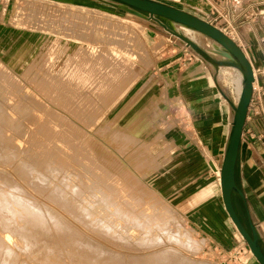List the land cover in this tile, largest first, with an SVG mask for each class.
Listing matches in <instances>:
<instances>
[{"label":"rangeland","instance_id":"rangeland-1","mask_svg":"<svg viewBox=\"0 0 264 264\" xmlns=\"http://www.w3.org/2000/svg\"><path fill=\"white\" fill-rule=\"evenodd\" d=\"M27 1L0 0V40H6V38L11 36V39L8 38L10 41L0 50V86H2L0 87V196H2V199L1 197L0 199L4 204L3 207H0V216H2L0 217V254L4 253L2 254L4 259L0 255V264H2V259L5 261V254L9 256L7 259L9 258L11 261V257H16L17 259H13L16 264L18 262L19 264L24 262L26 264H126L128 262H130L129 264H135V262H139L138 264H140L143 261L141 258L156 252L158 254L154 258L159 261L156 262L155 260V264H159L160 260L163 259L160 264H186V262L197 264H249V261H253L246 245L238 248V250L242 251V254L238 256L237 261L230 263L229 260H226L204 237L194 231L189 224L188 215L182 212V208L163 197L154 184L159 180L158 173L155 174V172L159 170L163 163H166L174 151L171 147V142L169 140L166 141L165 125L160 121L161 116L155 109L154 99L145 97L139 99V93H136V89L142 81L153 74L160 56L159 52L166 48L161 42L159 33L163 32L169 35L177 45H182L188 50L189 48L180 39L171 36L145 18L134 16L123 9H115L99 4L96 0H89L88 5L82 6H71L47 0L48 2L62 5L63 9L60 6L56 7L54 4L53 6L48 2L45 3L46 0H40V2L39 0ZM16 2H20L21 7L27 5V9H25L27 12L24 9V12L15 9ZM40 7L52 8L53 12L49 10L47 14L41 13L39 12ZM30 8L31 10H28ZM75 8L89 11H78ZM70 9L75 14H79L81 16L80 19L83 18V20L77 19L76 21V18L72 20L68 15H65L68 17L64 18L62 13H67L69 12L67 10ZM262 10L264 12V7L261 8ZM54 11L56 12L55 15L52 14ZM86 18L89 20L88 24ZM93 20H99L97 22L102 20L110 21L113 24L117 22L115 25L119 23V26L133 29L132 31L138 30L137 33H139L138 42L140 41V43L137 45L136 50L139 48V51H137L141 54V59L137 58L139 60H135L138 62L131 61L130 64L128 63V67L132 68L129 77L126 80L121 79L118 81L123 82L125 80L123 86L116 81L118 87H120L119 84L121 85L119 88L120 92H118L117 86L114 90V85H117V83H113V88L109 90L112 95L108 93L107 79L103 76H98L104 70L100 68L94 69L95 72L93 70L89 72V67H84L87 55L86 49H88V46L101 45L102 43H100L99 39L94 40L93 38L97 33L100 37L102 32L105 31V26H95L90 23ZM85 28L86 30L90 29L86 32ZM175 28L187 39L198 43L201 50L207 51L213 57V46L210 43L199 42L197 39L201 36L178 26H175ZM91 31L92 35H88L87 33ZM77 36L79 37L77 38ZM140 45L143 48H140ZM142 49L146 52H142ZM56 58L60 60V63L62 62V65L59 63V68H57L59 64L55 65ZM142 58L147 59V63ZM144 62L145 65H143ZM229 67L236 75L232 76V85L235 97L238 100L241 76L233 66ZM76 71H80L78 73L82 76ZM72 73L77 76L73 75L71 77ZM88 73L91 74V76L89 75L91 78L93 77L92 84L91 78L89 76L86 77ZM45 74H49L50 77L48 75L45 76ZM92 74H97V78L101 82ZM224 74L228 75V72L225 71ZM53 76L54 79L57 78L55 80L59 83H56L54 79L50 80ZM70 78L73 79L71 80ZM83 78L87 80L86 83ZM100 78H104V80ZM224 78L227 77L225 76ZM62 80L66 82L64 83ZM45 81L47 82L45 83ZM100 83L103 84L100 85ZM53 84L57 90L52 88ZM61 84L63 85L60 86ZM93 86L94 88H92ZM64 87L65 90L67 89L66 91H63ZM103 88H106V91ZM61 89V92L64 93L59 92ZM102 89L105 93L101 91ZM72 90L73 94L71 93ZM115 91L119 93L116 96L112 93H115ZM54 93L55 95L57 94L56 98ZM105 94H109V97L114 98L110 97L109 99ZM103 98L108 99L110 103ZM136 99L139 101L136 102ZM97 176L98 178L96 179ZM91 178L94 182L93 180L91 181ZM91 185L93 188H91ZM133 194H136L135 196H140L141 194V198L135 197L136 199H134ZM127 195H130L129 198ZM130 197L133 198V201H131ZM143 198L146 199L143 200ZM141 199L147 206L142 203ZM112 201L116 202L113 203ZM149 201L152 204L155 202L153 207ZM125 202L129 205L125 204ZM122 203H124V206ZM114 204L117 206H114ZM119 204L122 205L118 207ZM156 204L157 206H155ZM125 205L128 206L127 209L129 207L131 209L127 210ZM5 206H8V208L6 209ZM122 206L126 209L124 212L127 211L124 214L125 216H123V213L118 212ZM133 206L136 207H134L135 210L132 208ZM137 206L140 208L146 206L147 209L145 208V210L148 211L144 213L143 211L145 210ZM115 207H118V211L114 209ZM92 208L93 210H91ZM151 210V214L155 216H149L151 214L148 213ZM4 211L5 214L2 213ZM130 211L134 213L131 214ZM33 213H35V217L38 216L37 218L41 221L40 225L43 228L41 227L40 229L32 220L34 219L32 218L34 217ZM135 214L141 217L138 218ZM158 215L161 219H164H157ZM132 217H136V219L132 220ZM147 217L153 219H148ZM3 218L7 220H3ZM139 220H142L143 224ZM17 221L20 223V225H17V227L19 226V233L24 230L26 232L30 231L29 235L31 236L33 233H37L38 230L39 232H44H40V235L35 233L39 238L34 234L30 238L31 241L28 239L26 242H21L20 237L18 238L19 233L16 234L14 231L18 232ZM6 223L8 224L6 225ZM14 224L15 226H13ZM38 227L39 229L37 230ZM100 228L101 230H99ZM9 231H11V234H9ZM83 251L85 254H83ZM94 252H96V256L102 255L101 259L96 256L93 257L95 255L93 254ZM88 254L89 259L87 258ZM107 255L112 258L107 257ZM79 257L82 259H79ZM94 258L99 259H97L98 263L96 259L93 260L95 262H92ZM116 258L118 260L121 258L120 261L123 263L116 260ZM10 260H6L5 264H12L13 261L11 262ZM105 260H108L107 262L110 261V263Z\"/></svg>","mask_w":264,"mask_h":264},{"label":"crops","instance_id":"crops-1","mask_svg":"<svg viewBox=\"0 0 264 264\" xmlns=\"http://www.w3.org/2000/svg\"><path fill=\"white\" fill-rule=\"evenodd\" d=\"M48 1L71 6L89 2ZM149 1L182 10L220 30L228 23L232 30L228 37L252 67L255 81L251 100L255 104L247 113L235 168V184L242 198L236 196L233 202L241 211L247 231L251 226L255 228L264 253V0ZM230 6L241 12L235 15ZM159 37L166 48L159 52L153 74L136 89L139 99H154L165 125L166 141L171 142L174 151L155 172L159 180L154 184L163 197L188 215L194 231L219 254L228 256L245 245L224 211L219 187L232 106L237 103L232 85V76L236 75L203 49L199 53L188 50L163 32ZM249 264L258 263L253 259Z\"/></svg>","mask_w":264,"mask_h":264},{"label":"water","instance_id":"water-1","mask_svg":"<svg viewBox=\"0 0 264 264\" xmlns=\"http://www.w3.org/2000/svg\"><path fill=\"white\" fill-rule=\"evenodd\" d=\"M102 5L143 17L162 28L171 36L180 39L190 50L199 53L201 48L197 43L181 35L175 26L190 30L203 37L211 46L212 53L222 62L219 64L233 66L241 76V90L236 105L232 106V120L230 131L219 171V187L224 211L248 248L253 259L258 264H264V253L259 246V237L254 227L249 232L243 223V217L233 199L242 198L241 192L235 184V168L239 156V147L250 104L254 73L243 51L236 43L216 27L206 23L182 10L152 2L149 0H96Z\"/></svg>","mask_w":264,"mask_h":264},{"label":"bare ground","instance_id":"bare-ground-1","mask_svg":"<svg viewBox=\"0 0 264 264\" xmlns=\"http://www.w3.org/2000/svg\"><path fill=\"white\" fill-rule=\"evenodd\" d=\"M43 1V0H42ZM27 2H31V0L29 1H27ZM39 2H40V0H39ZM46 2H48V1H45V3ZM20 2H16V4H15V9H19L20 11L22 10L23 11V9L25 10V9H27V5H24V6H20V4H19ZM48 3H50V4H54V3H52V2H48ZM48 5V4H47ZM51 5V6H52ZM54 5H56V7L57 6H60V7H62V9H63V6L62 5H60V4H54ZM53 5V6H54ZM41 6V5H40ZM65 7V6H64ZM67 7V6H66ZM59 8V7H58ZM37 9H38V7H37ZM52 9V8H51ZM51 9H49V8H42V7H40L39 8V12H41V13H49V10H51ZM75 9H77V8H75ZM28 10H31V8L30 9H28ZM36 10V9H35ZM58 10V9H57ZM59 10H61V9H59ZM78 11L79 10H81V11H89V10H86V9H81V8H79V9H77ZM26 11V10H25ZM61 11H63V10H61ZM60 11V12H61ZM67 11H69V12H67V13H62V14H64V18H67L68 16H70V18L73 20L74 18H76V21H77V19H80V15L79 14H75L74 13V11L72 12L71 11V9L70 10H67ZM24 12V11H23ZM27 12V11H26ZM25 12V13H26ZM37 12H38V10H37ZM51 12H53V10H51ZM96 12V11H95ZM55 11H54V13H52V14H54L55 15ZM51 14V15H52ZM57 16H58V14H56ZM65 15H68V16H65ZM96 15V14H95ZM90 16V15H89ZM105 16V15H104ZM83 17V16H82ZM85 17V16H84ZM98 17V16H97ZM106 17V16H105ZM113 17V16H112ZM51 18V17H50ZM91 18V17H90ZM103 18V17H102ZM70 19V20H71ZM82 20H83V18H81ZM80 19V20H81ZM87 19V18H86ZM85 19V21H87ZM95 19V18H94ZM113 19V18H112ZM75 20V19H74ZM92 20V19H91ZM111 20V19H110ZM57 21V20H56ZM97 21H99V20H97ZM96 20H93V22L92 21H90V23H92L93 25H95V26H102V27H104L105 26V31H103L102 32V34L100 35V37L98 36L99 34L97 33V35H95L94 36V40H100V43H102L101 45L99 44L98 46H88V49H86L87 50V52H86V58H85V65H84V67H89L88 69H89V72L90 71H94V69H102V70H104L103 72L101 71V73H100V75H98L99 77L100 76H103L104 78H106L107 79V81H108V93L110 94L111 92H109V90H111L112 88H113V86L112 85H114L115 83L114 82H118L119 80H123V79H128V77H129V74H130V71H131V69L128 67L129 65H128V63L130 64V62L132 61H137V60H139V59H137V58H140V56H141V54L138 52L139 50V48L136 50V48H137V45H139V43H140V41L138 42V39L140 38L139 37V33H137V31H132L131 29H127V28H123V27H121V26H119L118 24L117 25H115V24H113V22H110V21H104V20H102V21H100V22H97ZM83 22V21H82ZM88 22H89V20L87 21V24H88ZM126 22V21H125ZM79 23V22H78ZM126 23H128V22H126ZM122 25H124V24H122ZM83 26V25H82ZM74 27V26H73ZM76 27V26H75ZM88 28V27H87ZM92 28V27H91ZM82 29V28H81ZM90 29V28H89ZM89 29H87V30H89ZM92 29H94V28H92ZM79 30V29H78ZM83 30V29H82ZM86 32H87V30H86V28L84 29ZM75 31V30H74ZM97 31V30H96ZM95 31V32H96ZM85 32V33H86ZM101 32V31H100ZM82 33H83V31H82ZM70 34V33H69ZM73 34V33H72ZM76 34V33H75ZM78 34V33H77ZM88 35L90 34V35H92V31L89 33H87ZM94 34V33H93ZM65 35V34H64ZM65 37V36H64ZM79 36H77V38H78ZM84 37V36H83ZM85 37H87V36H85ZM8 38H10L11 39V36H9ZM8 38H6V40H0V50L2 49V47L8 42V41H10V39L8 40ZM66 38V37H65ZM96 38V39H95ZM5 39V38H4ZM77 40V39H76ZM197 40H199V42H201V43H204L205 41H201L200 39H197ZM85 41H88V40H85ZM84 41V42H85ZM94 42V41H93ZM99 42V41H98ZM137 42H138V44H137ZM34 43V42H33ZM87 43V42H86ZM94 44V43H93ZM97 44V43H96ZM142 44V43H141ZM52 45V44H51ZM90 45V44H89ZM50 47H52V46H50ZM140 48H143L141 45H140ZM84 50V49H83ZM60 51V50H59ZM84 52H85V50H84ZM142 52H146V51H144L143 49H142ZM80 53H83V52H80ZM139 53V54H138ZM75 54V53H74ZM58 55V54H57ZM145 55V54H144ZM59 56V55H58ZM143 56V55H142ZM146 57V56H145ZM144 57V58H145ZM144 58H142V59H144ZM147 58V57H146ZM60 59V58H59ZM68 59V58H67ZM135 59H137V60H135ZM141 59V58H140ZM20 60V59H19ZM51 60V59H50ZM53 60V59H52ZM65 60V59H64ZM145 60V62H146V60L147 59H144ZM21 61V60H20ZM19 61V62H20ZM60 60H58L57 58H56V60H55V65L56 64H59L60 62H59ZM142 61V60H141ZM140 61V62H141ZM49 62V61H48ZM67 62V61H66ZM138 62V61H137ZM145 62H144V64L143 65H145ZM63 63H65V61H63ZM143 63V62H142ZM147 63V62H146ZM61 65H62V62L60 63ZM60 64L59 65H57V68H59L60 67ZM80 64V63H79ZM135 64V63H134ZM141 64V63H140ZM67 66V65H66ZM79 66V65H78ZM77 66V67H78ZM132 66V65H131ZM136 66V65H135ZM3 67H4V65H3ZM4 68H6V67H4ZM42 68H44V67H42ZM143 68H145V67H143ZM142 68V69H143ZM2 69V68H1ZM91 69V70H90ZM138 69V68H137ZM2 70H4V69H2ZM44 70V69H43ZM42 71V70H41ZM47 72V71H46ZM77 72V71H76ZM79 73H80V71H78ZM77 72V73H78ZM95 72V71H94ZM93 72V73H94ZM136 73H138L137 71H135ZM78 73V74H79ZM83 73V72H82ZM96 73H99V72H96ZM135 73V74H136ZM131 74H132V72H131ZM8 75H9V73H8ZM46 75H48L49 76V74H45V76ZM52 75H54V74H52ZM74 75V73H72V75H71V77ZM76 75V74H75ZM74 75V76H75ZM80 75V74H79ZM91 76V74H87L86 75V77H88V76ZM93 75V74H92ZM42 76V75H41ZM77 76V75H76ZM80 76H82V75H80ZM83 76H84V74H83ZM89 76V78H91ZM93 76H96V78H97V74L96 75H93ZM5 77L7 78V76L5 75ZM36 77V76H35ZM50 77V76H49ZM56 77V76H55ZM63 77V76H62ZM79 77V76H78ZM85 77V76H84ZM132 77V76H131ZM134 77V76H133ZM27 78V77H26ZM68 78V77H67ZM77 78V77H76ZM93 78V77H92ZM91 78V84H92V82H93V79ZM104 78L102 79V78H100V79H102V80H104ZM3 79V78H2ZM1 79V80H2ZM41 79V78H40ZM44 79L46 80V78L44 77ZM54 79V76L52 77V79L50 78V80H53ZM55 79H57V78H55ZM54 79V80H55ZM59 79V78H58ZM71 80L73 79V78H70ZM69 79V81L71 82V80ZM74 79H75V77H74ZM81 79V78H80ZM79 79V80H80ZM84 79V78H83ZM98 79V78H97ZM96 79V80H97ZM105 79V80H106ZM132 79V78H131ZM140 79V78H139ZM5 80V79H4ZM42 80H43V78H42ZM60 80V79H59ZM82 80V79H81ZM85 80V79H84ZM99 80V79H98ZM124 80V81H125ZM133 80V79H132ZM39 81V80H38ZM47 81H49V80H47ZM47 81H45V83L47 82ZM56 81V80H55ZM63 81V80H62ZM61 81V82H62ZM74 81V80H73ZM100 81V80H99ZM98 81V82H99ZM124 81L123 82H118V83H121L122 84V86H123V84H124ZM130 81V80H129ZM9 82V81H8ZM41 82V81H40ZM58 81H56V83H57ZM60 82V83H61ZM64 82V81H63ZM66 82V81H65ZM64 82V83H65ZM76 83H77V81H75ZM83 82V81H82ZM85 83L87 82V80H85L84 81ZM97 82V81H96ZM101 82V81H100ZM104 82V81H103ZM116 82V83H117ZM7 83V82H6ZM59 83V82H58ZM76 83H75V85H76ZM81 83V82H80ZM95 83V82H94ZM93 83V84H94ZM114 83V84H113ZM118 83H117V85H114L115 87H114V90H115V88H117L118 87ZM127 83V82H126ZM8 84V83H7ZM10 84V83H9ZM72 84V83H71ZM70 84V85H71ZM78 84H79V82H78ZM77 84V85H78ZM90 84V85H91ZM98 84V83H97ZM103 84V83H102ZM101 83H100V85H102ZM49 85V84H48ZM63 84H61L60 86H62ZM82 85V84H81ZM80 85V86H81ZM105 85V84H104ZM127 85V84H126ZM31 86V85H30ZM44 86V85H43ZM50 86H51V84H50ZM58 86H59V84H58ZM79 86V85H78ZM117 86V87H116ZM119 86L121 87V85L119 84ZM0 87H2V86H0ZM57 87V86H56ZM89 87V86H88ZM105 87V86H104ZM120 87H118V92H120V90H119V88ZM52 88H55L54 87V84H53V86H52ZM68 88H69V85H68ZM92 88H94V86L92 87ZM91 88V89H92ZM1 89V88H0ZM56 90H57V88H55ZM70 89V88H69ZM79 89V88H78ZM88 89V88H87ZM104 89V88H103ZM103 89L101 90L102 92H104L105 93V91H106V88L104 89L105 91H103ZM6 90V89H5ZM67 90V89H66ZM65 90V87H64V89H63V91H66ZM77 90V89H76ZM94 90H96V89H94ZM122 90V89H121ZM240 90H241V87L239 88V91H238V93L240 94ZM28 91V90H27ZM62 91V89L61 90H59V92H61ZM90 91H92V90H90ZM52 92H53V90H52ZM57 93H58V91H56ZM78 92V91H77ZM94 92V91H93ZM16 93V92H15ZM50 93H51V91H50ZM61 93H64V92H61ZM68 93H69V91H68ZM67 93V94H68ZM72 94H73V90H72V92H71ZM101 93V92H100ZM107 93V92H106ZM115 96H116V94H119V93H116V91H115V93L114 92H112ZM12 94V93H11ZM14 94V93H13ZM59 94V93H58ZM75 94V93H74ZM108 94V95H109ZM57 95V94H56ZM55 95V93H54V97L56 96ZM60 95V94H59ZM71 95V94H70ZM104 95V94H103ZM106 96H108L107 94H105ZM110 95H112V94H110ZM113 95V96H114ZM63 96V95H62ZM12 97V96H11ZM53 97V96H52ZM53 97V98H54ZM111 97V96H110ZM110 97L108 96L107 98H109L110 99ZM1 98V97H0ZM19 98V97H18ZM47 98V97H46ZM56 98V97H55ZM111 98H114V97H111ZM33 99V98H32ZM84 99V98H83ZM103 99H106V98H103ZM15 100V99H14ZM107 100V102H109V100L108 99H106ZM105 100V101H106ZM104 101V100H103ZM16 103V102H15ZM110 103V102H109ZM3 104V103H2ZM2 106V105H1ZM12 106V105H11ZM17 109H18V107H17ZM99 109V108H98ZM2 111V110H1ZM46 116V115H45ZM57 117V116H56ZM84 117H85V115H84ZM83 118V117H82ZM1 119V118H0ZM58 120V119H57ZM73 120V119H72ZM85 121V120H84ZM48 125V124H47ZM46 127V126H45ZM55 127H56V125H55ZM25 132V131H24ZM97 132V131H96ZM29 133V132H28ZM51 133V132H50ZM136 136V135H135ZM62 137V136H61ZM78 137V136H77ZM31 139V138H30ZM52 139V138H51ZM96 140V139H95ZM147 144V143H146ZM150 144V143H149ZM154 144V143H153ZM30 145V144H29ZM32 146V145H31ZM140 146V145H139ZM42 147V146H41ZM53 147V146H52ZM150 147V146H149ZM148 147V148H149ZM36 148V147H35ZM71 148V147H70ZM44 149V148H43ZM96 149H98V148H96ZM29 150V149H28ZM143 150V149H142ZM153 150H156V149H153ZM152 150V151H153ZM158 150V149H157ZM156 150V151H157ZM155 151V152H156ZM140 152V151H139ZM144 152V151H143ZM38 153V152H37ZM54 153V152H53ZM100 153V152H99ZM11 154V153H10ZM140 154V153H139ZM13 155V154H12ZM144 156V155H143ZM142 156V157H143ZM10 157V156H9ZM16 157V156H15ZM35 157V156H34ZM47 157H49V156H47ZM136 157V156H135ZM146 157V156H145ZM148 157V156H147ZM4 158V157H3ZM153 158V157H152ZM18 159V158H17ZM37 159V158H36ZM50 159V158H49ZM98 159V158H97ZM137 159V158H136ZM2 160V159H1ZM140 160V159H139ZM144 160V159H143ZM142 160V161H143ZM5 161V160H4ZM150 161V160H149ZM120 162V161H119ZM146 162V161H145ZM25 163V162H24ZM93 163V162H92ZM10 164V163H9ZM144 164V163H143ZM27 166H28V164H27ZM137 166V165H136ZM139 166V165H138ZM34 167V166H33ZM88 169V168H87ZM146 169V168H145ZM150 169V168H149ZM30 170V169H29ZM57 171V170H56ZM88 171V170H87ZM121 171V170H120ZM18 172V171H17ZM35 172V171H34ZM149 172V171H148ZM147 172V173H148ZM5 173V172H4ZM3 173V174H4ZM57 173V172H56ZM32 174V173H31ZM36 174V173H35ZM49 174V173H48ZM92 174V173H91ZM132 174V173H131ZM37 176V175H36ZM85 176V175H84ZM55 177V176H54ZM93 178H94V176H92ZM38 178V177H37ZM51 178V177H50ZM63 178V177H62ZM98 178V176L96 177V179ZM56 179V178H55ZM49 180V179H48ZM80 180V179H79ZM89 180V179H88ZM93 179L91 178V181H92ZM101 180V179H100ZM114 180V179H113ZM37 181H39V180H37ZM66 181V180H65ZM97 181V180H96ZM103 181V180H102ZM78 182V181H77ZM93 182H94V180H93ZM133 182V181H132ZM68 183V182H67ZM98 183H99V181H98ZM136 183V182H135ZM52 184V183H51ZM58 184V183H57ZM72 184V183H71ZM102 184V183H101ZM16 185V184H15ZM31 185V184H30ZM94 185V184H93ZM127 185V184H126ZM5 187H6V185H4ZM80 186V185H79ZM99 186V185H98ZM103 186V185H102ZM105 186V185H104ZM135 186V185H134ZM133 186V187H134ZM14 187V186H13ZM138 187V186H137ZM41 188V187H40ZM44 188V187H43ZM48 188V187H47ZM91 188H93L92 187V185H91ZM126 189H127V187H125ZM136 188V187H135ZM69 189V188H68ZM88 189H89V187H88ZM98 189V188H97ZM101 189V188H100ZM113 189V188H112ZM124 189V188H123ZM125 189V190H126ZM134 189V188H133ZM70 190H71V188H70ZM102 190V189H101ZM124 190V191H125ZM136 190V189H135ZM90 191V190H89ZM118 191V190H117ZM132 191V190H131ZM12 192V191H11ZM55 192V191H54ZM73 192V191H72ZM125 192H127V191H125ZM110 193V192H109ZM112 193V192H111ZM130 192H129V190H128V194H129ZM134 193H135V191H134ZM140 193V192H139ZM7 194H9V193H7ZM12 194V193H11ZM78 194V193H77ZM80 194V193H79ZM118 194V193H117ZM125 194H127V193H125ZM132 194V193H131ZM137 194V193H136ZM136 194H133V197H134V199H136L135 197H139V198H141L140 196H141V194H140V196L139 195H137V196H135ZM95 195V194H94ZM112 196H113V194H111ZM115 195H116V193H115ZM4 196V195H3ZM79 196H81V195H79ZM91 196V195H90ZM96 196V195H95ZM128 196V198H129V196L130 195H127ZM127 196H125V197H127ZM142 196H144L143 194H142ZM150 196V195H149ZM1 197V199H2V196H0ZM109 197V196H108ZM114 197H116V196H114ZM146 197H148V196H146ZM70 198H72V197H70ZM107 198V197H106ZM122 198H124V197H122ZM132 200L131 201H133V198L132 197H130ZM153 198V197H152ZM151 198V199H152ZM0 199V200H1ZM109 200H111L110 198H108ZM107 199V200H108ZM117 199V198H116ZM127 199V198H126ZM144 199H146V198H143V200ZM149 199V198H148ZM85 200V199H84ZM114 200H115V198H114ZM119 200V199H118ZM123 200H125V199H123ZM128 200H130V199H128ZM137 200L139 201V199L137 198ZM142 199H141V201H143ZM95 201V200H94ZM135 201V200H134ZM7 202V201H6ZM28 202V201H27ZM69 202V201H68ZM101 202H102V200H101ZM106 202V201H105ZM113 202V201H112ZM111 202V203H112ZM116 202V201H115ZM115 202H113V203H115ZM127 202V201H126ZM125 202V204H127ZM146 202H148V201H146ZM149 202H151V201H149ZM17 203V202H16ZM75 203V202H74ZM81 203V202H80ZM85 203V202H84ZM103 203V202H102ZM109 203V202H108ZM118 203V202H117ZM120 203V202H119ZM129 203L131 204V202L129 201ZM135 203V202H134ZM142 203H144V201L142 202ZM141 203V204H142ZM6 204V203H5ZM110 204V203H109ZM123 204V206H124V203H122ZM122 204H119L118 205V207L120 206V205H122ZM133 204V203H132ZM141 204H139V205H141ZM144 204H146V203H144ZM150 204V203H149ZM151 204H152V202H151ZM153 204H155V202L153 203ZM151 205L152 207L154 206V205ZM8 205V204H7ZM78 205V204H77ZM84 205V204H83ZM90 205H91V203H90ZM96 205V204H95ZM106 205V204H105ZM108 205V204H107ZM127 205H129V204H127ZM127 205H125L126 207V209H127ZM134 205V204H133ZM143 205V204H142ZM141 205V206H142ZM4 206V204H3V201L1 200L0 201V207H3ZM34 206V205H33ZM74 206V205H73ZM114 206H117L116 204H114ZM122 206V207H123ZM135 206H136V204H135ZM135 206H133L132 208H134ZM146 206H147V204H146ZM146 206L144 207V208H142V209H144L145 210V208H146ZM151 206H149V207H151ZM155 206H157V204L155 205ZM6 207V209L8 208V206H5ZM26 207V206H25ZM118 207H115L114 209H116L117 210V208ZM122 207H120L119 209V211L118 212H121V213H123V216H125L124 214L127 212H124L126 209L124 208H122ZM138 207V206H137ZM159 207V206H158ZM20 208V207H19ZM30 209H31V207H29ZM72 208V207H71ZM82 208H83V206H82ZM100 208V207H99ZM136 208V207H135ZM135 208H134V210H135ZM138 208H140V207H138ZM140 208V209H141ZM155 208V207H154ZM5 209V211H7ZM26 209V208H25ZM97 209V208H96ZM129 209H131L130 207H129ZM129 209H127V210H129ZM147 209V208H146ZM149 209V208H148ZM152 209V208H151ZM18 210V209H17ZM79 210V209H78ZM90 210V209H89ZM91 210H93V208L91 209ZM90 210V211H91ZM106 210H107V208H106ZM138 210V209H137ZM157 210V209H156ZM3 211V210H2ZM5 211L4 212H2V213H4L5 214ZM9 211V210H8ZM11 211H13V210H11ZM22 211V210H21ZM24 211V210H23ZM86 211V210H85ZM146 211H148V210H145V211H143L144 213L146 212ZM160 211H161V209H160ZM26 212V211H25ZM47 212V211H46ZM114 212V211H113ZM117 212V213H118ZM129 212V211H128ZM94 213V212H93ZM130 213L131 214H133L134 212H132V211H130ZM136 213V212H135ZM152 213V210H151V212H149L148 214H151ZM156 213V212H155ZM8 214V213H7ZM10 214V213H9ZM35 213H33V216L34 217H32V218H34V219H32V220H34V222L40 227V229H41V227L43 228V226L42 225H40L41 224V221H39V219L37 218V217H35V215H34ZM88 214V213H87ZM97 214H98V212H97ZM111 214H113L112 212H111ZM110 214V215H111ZM120 214V213H119ZM118 214V215H119ZM128 214V213H127ZM157 214V213H156ZM163 214V213H162ZM39 215V214H38ZM117 215V216H118ZM120 215H122V214H120ZM128 215H130V214H128ZM128 215H126V217L128 216ZM137 214H135V216H136ZM164 215V214H163ZM5 216V215H4ZM93 216H94V214H93ZM98 216V215H97ZM133 216V215H132ZM138 216V215H137ZM136 216V217H137ZM149 216H155V215H153V214H151V215H149ZM0 217H2V216H0ZM23 217H24V215H23ZM78 217V216H77ZM87 217V216H86ZM90 217V216H89ZM95 217V216H94ZM116 217V216H115ZM121 217V216H120ZM136 217H134L135 219H136ZM141 216H138V218H140ZM6 218V217H5ZM5 218H3V220L5 219ZM8 218V217H7ZM29 218V217H28ZM91 218V217H90ZM93 218V217H92ZM127 218H129V217H127ZM134 218L132 217V220H134ZM148 218V217H147ZM150 218V217H149ZM148 218V219H149ZM158 218H160V216L158 215V217H157V219ZM15 219V218H14ZM99 219V218H98ZM97 219V220H98ZM100 219H102V218H100ZM115 219V218H114ZM145 219H146V217H145ZM150 219H153V218H150ZM156 219V218H155ZM161 219V218H160ZM164 219V218H163ZM163 219H161V220H163ZM5 220H7V219H5ZM25 220V219H24ZM81 220V219H80ZM96 220V219H95ZM106 220V219H105ZM105 220H103V221H105ZM26 221V220H25ZM100 221V220H99ZM126 221V220H125ZM129 221V220H128ZM140 221V220H139ZM138 221V222H139ZM148 221V220H147ZM5 222V221H4ZM8 222V221H7ZM11 222V221H10ZM18 222V221H17ZM32 222V221H31ZM43 222V221H42ZM63 222V221H62ZM76 222H77V220H76ZM100 222H102V221H100ZM110 222V221H109ZM122 222V221H121ZM130 222H131V219H130ZM141 223H142V220L140 221ZM143 222H144V220H143ZM13 223V222H12ZM16 223V222H15ZM97 223H99V222H97ZM3 224V223H2ZM8 223H6V225H7ZM20 225V223L18 222L17 224H16V227H17V225ZM29 224V223H28ZM101 224V223H100ZM112 224V223H111ZM115 224V223H114ZM134 224H135V222H134ZM143 224V223H142ZM12 225V224H11ZM21 225H23V224H21ZM26 224L24 223V226H25ZM102 225V224H101ZM148 225V224H147ZM13 226H15V224L13 225ZM23 226V227H24ZM28 226H30V225H28ZM36 226V225H35ZM68 226V225H67ZM73 226V225H72ZM92 226V225H91ZM99 226V225H98ZM4 227V226H3ZM6 227H8V226H6ZM19 227V226H18ZM18 227H17V230H18V232L16 231V230H14L15 232H16V234H18L19 233V229H18ZM26 227V226H25ZM37 227V226H36ZM39 227L37 228V230L39 229ZM101 227V226H100ZM112 227V226H111ZM113 227H114V225H113ZM154 227H156V226H154ZM13 228H15V227H13ZM32 229H33V227H31ZM48 228V227H47ZM106 228V227H105ZM108 228V227H107ZM143 228V227H142ZM7 229V228H6ZM8 229H10V228H8ZM12 229V228H11ZM16 229V228H15ZM23 230H24V228H22ZM26 229V228H25ZM29 229H30V227H29ZM34 229H36V228H34ZM45 229V228H44ZM43 229V230H44ZM113 229V228H112ZM56 230H57V228H56ZM79 230V229H78ZM99 230H101V228L99 229ZM107 230V229H106ZM129 230V229H128ZM141 230V229H140ZM146 230V229H145ZM7 231V230H6ZM12 231V230H11ZM11 231H9L10 233L9 234H11ZM35 231V230H34ZM67 231V230H66ZM115 231H117V230H115ZM147 231V230H146ZM8 232V231H7ZM14 232V233H15ZM40 232H44V231H40ZM39 230L37 231V235H40L39 233ZM67 232H69V231H67ZM29 233H30V231L29 232H26L25 230L24 231H20V233H19V236L18 235H14V236H18V238L20 237V239L22 240L21 242H26L28 239H30L31 238V236H34V234L35 233H33L31 236L29 235ZM35 234V235H36ZM44 234V233H43ZM55 234V233H54ZM108 234V233H107ZM6 235V234H5ZM37 235H36V237H37ZM126 235H128V234H126ZM9 236V235H8ZM56 236V235H55ZM51 237V236H50ZM127 237V236H126ZM136 237V236H135ZM183 237V236H182ZM185 237V236H184ZM37 238H39V236L37 237ZM109 238V237H108ZM129 238V237H128ZM15 239V238H14ZM32 239H34L33 237H32ZM36 239V238H35ZM49 239V238H48ZM61 239V238H60ZM141 239V238H140ZM177 239H178V237H177ZM183 239H185V238H183ZM187 239V238H186ZM188 240V239H187ZM10 241V240H9ZM30 241H31V239H30ZM76 241H77V238H76ZM119 241V240H118ZM184 241V240H183ZM11 242V241H10ZM115 242V241H114ZM75 243V242H74ZM80 243V242H79ZM109 243V242H108ZM145 243V242H144ZM156 243V242H155ZM3 244H5V243H3ZM23 244V243H22ZM25 244V243H24ZM34 244V243H33ZM44 244V243H43ZM87 244V243H86ZM116 244V243H115ZM134 244V243H133ZM149 244V243H148ZM7 245V244H6ZM76 245V244H75ZM88 245V244H87ZM119 245V244H118ZM117 245V246H118ZM0 246H1V244H0ZM32 246V245H31ZM64 246V245H63ZM84 246H86V245H84ZM141 246V245H140ZM33 247V246H32ZM72 247V246H71ZM78 247V246H77ZM80 247V246H79ZM124 247V246H123ZM49 248V247H48ZM89 248V247H88ZM92 248V247H91ZM100 248V247H99ZM1 249H3V247H1ZM30 249V248H29ZM75 249V248H74ZM77 249V248H76ZM9 250V249H8ZM7 250V251H8ZM18 250V249H17ZM20 250H22V249H20ZM19 250V251H20ZM25 250V249H24ZM23 250V251H24ZM94 250H95V248H94ZM97 250V249H96ZM99 250V249H98ZM141 250V249H140ZM6 251V250H5ZM13 251V250H12ZM16 251V250H15ZM30 251V250H29ZM38 251H39V249H38ZM74 251V250H73ZM99 251H101V250H99ZM150 251V250H149ZM9 252V251H8ZM11 252V251H10ZM102 252V251H101ZM100 252V253H101ZM105 252V251H104ZM160 252H162V251H160ZM166 252V251H165ZM15 253V252H14ZM22 253V252H21ZM29 253V252H28ZM27 253V254H28ZM87 253H88V251H87ZM99 253V252H98ZM143 253V252H142ZM146 253V252H145ZM164 253V252H163ZM2 254H4V253H2ZM2 254H0V255H2ZM8 255H9V253H7ZM11 254V253H10ZM83 254H85L84 253V251H83ZM93 254H95V255H93V257L94 256H96L97 254H96V252H94ZM103 254V253H102ZM107 254V253H106ZM132 254V253H131ZM158 254V252H156V253H153V254H151V255H149V256H146V257H144V258H141L140 260L142 261L141 263L142 264H155V260H156V262H158L157 261V259L156 258H154V257H156L155 255H157ZM161 254V253H160ZM165 254V253H164ZM37 255V254H36ZM64 255V254H63ZM91 255V254H90ZM109 255V254H108ZM107 255V257H110V258H112L111 256H108ZM162 255V254H161ZM11 256V255H10ZM32 256V255H31ZM30 256V257H31ZM84 256H86V255H84ZM88 256H89V254L87 255V258H88ZM102 255H99V256H96V257H101ZM113 256V255H112ZM116 256V255H115ZM179 256V255H178ZM252 256V255H251ZM2 257H3V255H2ZM5 261L3 260L4 259V257H3V259H2V264H3V262H4V264L6 263V260H10L9 258L7 259V257H9V256H6V254H5ZM17 257H19L18 255H17ZM0 258H1V256H0ZM12 258V261H13V259L15 260V258H13V257H11ZM53 258V257H52ZM90 258V257H89ZM88 258V259H89ZM165 258V257H164ZM17 259V258H16ZM42 259V258H41ZM71 259V258H70ZM79 259H82V258H80L79 257ZM96 258H94V259H92V262H95V261H93V260H95ZM98 259V258H97ZM96 259V260H97ZM101 259V258H100ZM113 259H115V258H113ZM113 259H110L111 261H115V260H113ZM126 259V258H125ZM138 259V258H137ZM161 259H162V256H161ZM50 260V259H49ZM91 260V259H90ZM99 260V259H98ZM98 260L96 261L97 263H98ZM116 260H118L117 258H116ZM120 260H121V258H120ZM120 260H118V261H120ZM134 260H135V258H134ZM139 260V259H138ZM139 260V261H140ZM164 260V259H163ZM163 260H160L161 262H159V264L160 263H162V261ZM181 260H182V258H181ZM11 261V260H10ZM11 261V262H12ZM48 261V260H47ZM87 261V260H86ZM102 261H104V260H102ZM106 261V260H105ZM108 261V260H107ZM106 261V262H107ZM125 261V260H124ZM130 261V260H129ZM131 261H133V260H131ZM166 261V260H165ZM179 261V260H178ZM55 262V261H54ZM120 262H122V261H120ZM133 262H135V261H133ZM172 262V261H171ZM170 262V263H171ZM180 262H182V261H180ZM184 262V261H183ZM8 263V262H7ZM13 263H15V261H13ZM12 263V264H13ZM25 263V262H24ZM24 263H22V264H24ZM49 263H51V262H49ZM104 263V262H103ZM107 263H110V261L109 262H107ZM115 263V262H114ZM123 263V262H122ZM130 262H128V263H126V264H129ZM138 264L139 262H135V264ZM140 263V264H141ZM11 264V263H10ZM16 264V263H15ZM18 264H19V262H18ZM26 264V263H25ZM52 264H54V263H52ZM92 264V263H91ZM102 264V263H101ZM111 264H113V263H111ZM120 264V263H119ZM158 264V263H157ZM182 264V263H181ZM186 264H197V263H192V262H186Z\"/></svg>","mask_w":264,"mask_h":264},{"label":"built area","instance_id":"built-area-1","mask_svg":"<svg viewBox=\"0 0 264 264\" xmlns=\"http://www.w3.org/2000/svg\"><path fill=\"white\" fill-rule=\"evenodd\" d=\"M215 1H218V0H215ZM225 7L226 8H228L229 7V2L227 1L226 3H225ZM231 8H232V6H230ZM235 15L237 14H239L240 12H241V10L239 9V10H234V8H232V10H231ZM231 25H228V23H226V27L224 28V29H222V30H220L222 33H224L226 36H228L227 34H230V32L232 31L231 30V27H230ZM230 29V30H229ZM229 32V33H228ZM252 104H255V103H253V101L252 100H250V104H249V107H251V105ZM249 107H248V111H249ZM240 254H242V251H240V250H238V249H235V250H233L228 256H223V257H225V259L226 260H229V262L231 263V262H235V261H237V259H238V256L240 255Z\"/></svg>","mask_w":264,"mask_h":264}]
</instances>
